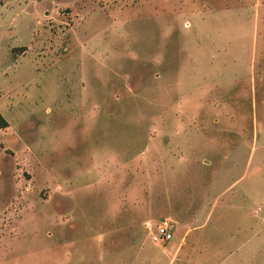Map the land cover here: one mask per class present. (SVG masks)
<instances>
[{"label":"rangeland","instance_id":"rangeland-1","mask_svg":"<svg viewBox=\"0 0 264 264\" xmlns=\"http://www.w3.org/2000/svg\"><path fill=\"white\" fill-rule=\"evenodd\" d=\"M262 35L264 0H0V264H264Z\"/></svg>","mask_w":264,"mask_h":264},{"label":"built area","instance_id":"built-area-1","mask_svg":"<svg viewBox=\"0 0 264 264\" xmlns=\"http://www.w3.org/2000/svg\"><path fill=\"white\" fill-rule=\"evenodd\" d=\"M151 239L155 244L166 245L175 237L176 224L173 221H163L158 225H147Z\"/></svg>","mask_w":264,"mask_h":264},{"label":"crops","instance_id":"crops-1","mask_svg":"<svg viewBox=\"0 0 264 264\" xmlns=\"http://www.w3.org/2000/svg\"><path fill=\"white\" fill-rule=\"evenodd\" d=\"M241 25L242 24H240V27L239 28H242L241 27ZM263 36V40H264V35H262ZM163 221H173L172 219H167V218H163V219H161L159 222H157V223H155V226L156 225H158V224H160L161 222H163ZM174 222V221H173ZM150 223H152V221H148L146 224L148 225V224H150ZM203 226V225H202ZM201 226V227H202ZM201 227H199V228H201ZM150 233V232H149ZM176 238V236L174 237V239L172 240V241H170L169 243H167L166 245H158V244H156V245H158L160 248H164V249H168V247L170 248L171 247V249H173V251H174V249L176 250V243H177V241L176 242H174V240H177V239H175ZM177 238H178V236H177ZM181 246L182 245H180L179 247L181 248ZM178 247V246H177ZM182 249V248H181ZM198 249V248H197ZM169 253V252H168ZM208 253V252H207ZM170 254V253H169ZM178 254V253H177ZM166 256H168V254L166 255ZM169 257V256H168ZM224 261H227V262H225V263H229V264H237V261H238V264H240L241 263V260L239 259V258H236V256L235 255H233L232 256V253L231 254H229L227 257H225L224 259H223V262ZM178 262V260H173V263L172 264H175V263H177Z\"/></svg>","mask_w":264,"mask_h":264},{"label":"trees","instance_id":"trees-1","mask_svg":"<svg viewBox=\"0 0 264 264\" xmlns=\"http://www.w3.org/2000/svg\"><path fill=\"white\" fill-rule=\"evenodd\" d=\"M9 127L8 121L3 117V115L0 113V129H5Z\"/></svg>","mask_w":264,"mask_h":264}]
</instances>
